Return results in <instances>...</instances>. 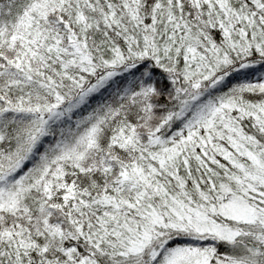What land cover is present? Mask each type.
<instances>
[{"label":"snow or ice","instance_id":"1","mask_svg":"<svg viewBox=\"0 0 264 264\" xmlns=\"http://www.w3.org/2000/svg\"><path fill=\"white\" fill-rule=\"evenodd\" d=\"M0 264H264V0H0Z\"/></svg>","mask_w":264,"mask_h":264}]
</instances>
